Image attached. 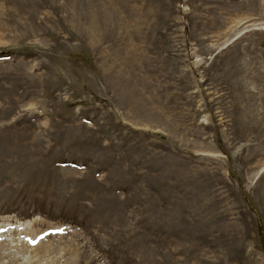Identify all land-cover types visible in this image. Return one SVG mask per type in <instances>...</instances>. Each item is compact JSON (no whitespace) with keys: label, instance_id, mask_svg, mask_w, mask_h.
Here are the masks:
<instances>
[{"label":"rangeland","instance_id":"obj_1","mask_svg":"<svg viewBox=\"0 0 264 264\" xmlns=\"http://www.w3.org/2000/svg\"><path fill=\"white\" fill-rule=\"evenodd\" d=\"M0 264H264V0H0Z\"/></svg>","mask_w":264,"mask_h":264},{"label":"bare ground","instance_id":"obj_2","mask_svg":"<svg viewBox=\"0 0 264 264\" xmlns=\"http://www.w3.org/2000/svg\"><path fill=\"white\" fill-rule=\"evenodd\" d=\"M27 226V225H26ZM29 226V225H28ZM12 227H14V226H12ZM24 228H25V224H19L18 226H16L14 229H13V231L15 230V229H20V230H24ZM19 230V231H20ZM25 231H27V229H25ZM4 233H5V231H4ZM7 233V232H6ZM7 237H9V241L11 240L10 239V237H11V235H6ZM22 237V236H21ZM18 239V238H17ZM26 239V238H25ZM14 241V240H13ZM21 242V241H20ZM16 243H18L17 241H16ZM15 245V244H14Z\"/></svg>","mask_w":264,"mask_h":264}]
</instances>
